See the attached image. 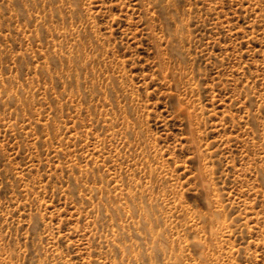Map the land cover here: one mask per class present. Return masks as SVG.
Instances as JSON below:
<instances>
[{
  "label": "rangeland",
  "instance_id": "374dc122",
  "mask_svg": "<svg viewBox=\"0 0 264 264\" xmlns=\"http://www.w3.org/2000/svg\"><path fill=\"white\" fill-rule=\"evenodd\" d=\"M0 264H264V0H0Z\"/></svg>",
  "mask_w": 264,
  "mask_h": 264
}]
</instances>
